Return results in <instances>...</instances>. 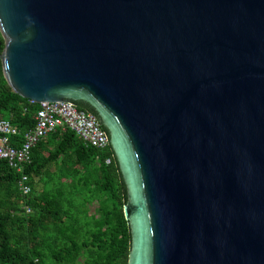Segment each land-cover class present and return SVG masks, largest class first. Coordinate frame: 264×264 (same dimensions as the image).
<instances>
[{
    "label": "water",
    "instance_id": "95a60500",
    "mask_svg": "<svg viewBox=\"0 0 264 264\" xmlns=\"http://www.w3.org/2000/svg\"><path fill=\"white\" fill-rule=\"evenodd\" d=\"M3 75L80 101L127 200V264H264V0H0Z\"/></svg>",
    "mask_w": 264,
    "mask_h": 264
},
{
    "label": "trees",
    "instance_id": "16d2710c",
    "mask_svg": "<svg viewBox=\"0 0 264 264\" xmlns=\"http://www.w3.org/2000/svg\"><path fill=\"white\" fill-rule=\"evenodd\" d=\"M3 48L0 32V55ZM74 104L96 116L88 105ZM38 109L39 103L8 85L0 58V118L19 130L10 137L11 145L19 146L23 133L34 126ZM30 154L21 172L0 160V264H127V193L111 146L97 149L58 128ZM24 174L27 195L18 189ZM25 207L31 212L25 213Z\"/></svg>",
    "mask_w": 264,
    "mask_h": 264
},
{
    "label": "built area",
    "instance_id": "2783aa9c",
    "mask_svg": "<svg viewBox=\"0 0 264 264\" xmlns=\"http://www.w3.org/2000/svg\"><path fill=\"white\" fill-rule=\"evenodd\" d=\"M35 124L23 133L19 146L10 143V137L17 135L19 130L9 120L0 118V160L7 161L10 167L21 172L23 165L30 162V153L34 145L49 133L60 128L69 129L84 144L97 149H106L109 138L92 113L78 109L70 101L40 102L34 116ZM110 161L106 159V163ZM24 174L18 181V189L23 195L30 193V186L25 183ZM30 207H25V213H30Z\"/></svg>",
    "mask_w": 264,
    "mask_h": 264
},
{
    "label": "rangeland",
    "instance_id": "374dc122",
    "mask_svg": "<svg viewBox=\"0 0 264 264\" xmlns=\"http://www.w3.org/2000/svg\"><path fill=\"white\" fill-rule=\"evenodd\" d=\"M95 206H96L95 203L89 205L90 212H93L94 211Z\"/></svg>",
    "mask_w": 264,
    "mask_h": 264
}]
</instances>
